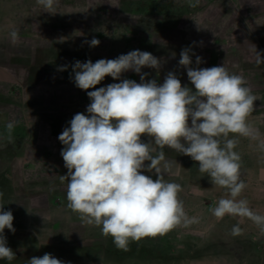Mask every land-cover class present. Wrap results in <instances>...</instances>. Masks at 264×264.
<instances>
[{"label": "rangeland", "instance_id": "1", "mask_svg": "<svg viewBox=\"0 0 264 264\" xmlns=\"http://www.w3.org/2000/svg\"><path fill=\"white\" fill-rule=\"evenodd\" d=\"M14 1L5 0V3ZM149 1L138 0L133 5L124 3L107 8L100 3L93 5L91 0H60L61 5L58 7L62 6L63 10L58 11L62 14L52 15L43 12L42 8H36L32 11L33 19L13 29L23 36L27 32L46 36L56 30L53 19L55 21L59 18L67 23V28L61 30L65 41L53 43L54 48L66 55V59H60L58 54L47 55L48 45L42 40H29V43L23 42V45L18 41L12 45L14 52H19L20 45L29 50L38 49V64L29 72V77L32 81L44 77L42 85L32 87L26 84L23 70H9L8 65H5L7 69L2 71L5 74L16 73L20 84L10 85L0 80V109L12 112L14 125H22V128L9 131L8 121L0 116V203L4 204V210L12 211L15 228L14 233L7 229L4 232L7 245L16 253V259L11 264H26L30 257H40L45 253L52 254L66 264H264V225L247 217L241 219L229 215L217 220L209 208L226 194V190L213 186L210 177L199 172L197 162L167 147H157L153 155L163 153L164 159L158 166L164 179L182 186L179 198L183 201L185 212L189 218L196 217L198 222L187 225L181 222L164 236L131 242L127 251L118 249L112 238L105 237L95 225H90L86 233H83V228L78 223L77 226H72L71 222L84 220L68 208L66 193H60L61 204L56 206L52 204L53 197L49 196L51 193L48 190L43 194L41 191H29L31 185L28 182L31 179L41 173L46 176L54 169L52 164L46 162L39 167L31 163L41 157L58 158L63 145H56L48 153L36 144L35 131L40 124L49 120L47 115L53 113L56 105L48 102L40 111L28 109L24 112L26 117L21 118L14 104L10 103L13 99L12 92L15 97L27 98L37 89L48 100L59 90L64 97L76 94L80 98L85 97L81 104L73 106L76 113H80L86 110L91 101L85 90L75 86L74 74L68 69L77 60L86 62L90 59L95 63L99 59H115L132 50L147 51L162 62L159 72L155 69H142V72L149 73L148 79H157L162 83L166 74L172 71L177 74L182 85L189 87L192 86L186 69L178 64L182 49L191 48L195 53L192 56L193 68L218 66L217 60L212 62V57L210 59V53L219 47L211 48L208 52L211 45L207 44L216 39L230 16L240 15L239 7H235L233 0H199L201 4L197 8L192 7L196 0H156L160 4L154 7H150ZM88 8L92 11H81ZM149 9L152 10L151 13L148 12ZM119 12L130 19L104 22L101 27V18L111 17ZM76 31L84 35L77 36L79 33H74ZM93 37L100 41L96 47H90L88 43ZM224 41L225 37L220 35L218 46ZM196 55L203 59L200 65L195 63ZM227 63H232V59L224 58V62L221 59L219 66H227ZM62 66L68 67L63 71L58 70ZM231 71L229 70L230 73H236ZM251 77L256 80L248 87L257 98L246 119L251 135L234 134L237 139L234 150L241 158L240 179L246 185L238 199L247 200L248 207L255 214L264 215V100L258 94L261 89L258 80L262 78H257L254 74ZM124 78L140 82V75L133 71L124 73L122 79ZM61 81L64 84L73 82L72 87L77 91L73 94L72 88L66 85L59 87ZM118 82L120 81H114L109 76L96 87ZM92 90L95 89L88 91ZM19 101L16 99L14 103L18 104ZM50 109L51 113L48 111ZM141 139L145 143L151 140L147 135ZM148 163L150 161L145 162ZM143 174L156 178L154 172L145 171ZM237 224L242 229V234L233 236L232 228ZM45 241L46 244L40 246ZM157 243H161V246H155ZM0 264L9 262L0 260Z\"/></svg>", "mask_w": 264, "mask_h": 264}, {"label": "clouds", "instance_id": "2", "mask_svg": "<svg viewBox=\"0 0 264 264\" xmlns=\"http://www.w3.org/2000/svg\"><path fill=\"white\" fill-rule=\"evenodd\" d=\"M58 3L36 0L43 12L52 15L62 14L55 7ZM110 5L118 7V0ZM9 40L18 43V33L12 31ZM64 41L61 37L59 42ZM88 43L96 47L100 41L93 37ZM255 52L256 63H264L256 48ZM193 55L191 48H184L178 61L192 87L182 85L172 71L162 83L148 79L149 73L142 69L159 72L162 62L151 52L138 49L115 59L77 60L71 65L75 86L85 90L91 102L87 115L76 113L58 136L64 145L60 155L67 173L61 179L68 181L67 206L88 224L99 227L105 237L110 236L118 249L127 251L131 242L164 236L181 222H198L185 212L179 198L182 186L164 179L158 166L164 155H153L157 147L190 157L213 186L226 190L209 208L217 220L229 215L264 225V215L255 214L247 200L238 199L246 185L240 179V155L234 150L237 139L230 136L251 135L246 119L257 98L244 77L230 73L224 65L191 67ZM195 63H203L202 57L196 55ZM128 71L140 75V82L122 79ZM109 76L120 82L96 87ZM7 127L11 131L13 124ZM144 135L151 140L145 143ZM145 171L154 172L156 178L143 174ZM13 221L12 211L4 210L0 203V260L9 264L16 253L7 245L4 232H15ZM241 234L239 224L233 226L232 235ZM26 264L66 262L45 253L30 257Z\"/></svg>", "mask_w": 264, "mask_h": 264}, {"label": "crops", "instance_id": "3", "mask_svg": "<svg viewBox=\"0 0 264 264\" xmlns=\"http://www.w3.org/2000/svg\"><path fill=\"white\" fill-rule=\"evenodd\" d=\"M198 1L199 0H196L192 4L193 8H197V6L201 4H199V2H202V0H200L199 2ZM113 2L114 0H91V3L93 5H96V3H100L102 6L105 5L107 8L111 6L110 3ZM136 2H138V0H118V6L124 3L133 5ZM233 2L235 7H239L240 15L237 17L230 16L225 21V24L222 30L218 33L219 35L216 37V39L213 38L215 40H211V42L213 41L212 44L211 42L207 44L211 45V47L208 48V52H210L211 48L219 47L217 48L218 50H212L213 53H210V59L212 57V62L217 60V65L219 66L221 63V59L222 62H224V58L232 59V63H227V66L225 64L224 67L228 71L232 70L233 72H236V74L242 75L244 79L246 78L245 80L247 81V86H250L251 84L253 85L254 81L256 80L251 77L253 74L256 75L257 78H264V63H256L255 52L256 48V51L259 52L262 59H264V0H233ZM157 4H160V2H157L156 0L149 1L150 7H154ZM60 5L61 4L59 0V3L55 6L57 10H63L62 6L58 7ZM36 8H41L36 4V0H15L11 3H5V0H0V80L9 83L10 85L20 83H18L16 79V73L9 72V74H5L2 72L3 70L7 69V67L9 70L12 69L13 71H25L26 84L32 85V87L42 85V83H44L43 80H45L44 77H38L39 79H36L35 81H32V79L30 80L29 72L32 71V69L36 66V63L38 64V49L36 50L35 48H32L29 50V48L22 46L23 42L29 43V40H31L32 42H39L42 40L44 42H47V55L58 54L60 59H66L64 58L66 55L53 46V43H55V41L56 43H58L60 41V38L63 36L61 34V30L67 28V23L65 22V20L63 21L59 18L55 19V21L53 19V22H55L56 30H54V33L50 35L47 34L45 36V34H31L29 32H27L24 36L23 34H18L20 44L22 45H20L19 52H14L12 47L13 44L9 40V34L16 28H18V26H20L21 24L28 23L31 18L33 19L32 11ZM89 8L91 9L92 6ZM89 8L81 11L91 12L92 10L90 11ZM107 8L105 9L107 10ZM151 11V9L148 10L149 13H151ZM70 12L72 14V11ZM137 15L140 19V15ZM126 18L130 19V17L125 16L123 12H119L111 17L101 18L99 20L101 22L99 23L102 27V24L104 22H123ZM220 35H223L225 37V41L221 43L220 46H218ZM5 65L8 66L5 67ZM68 69L72 70V68L69 67ZM261 80H258L260 82L259 87L261 88L258 94H260L262 97L261 99L264 100V80ZM41 81L43 82L41 83ZM256 84L258 85L259 83ZM65 85L73 89V94L77 91L72 87V85L74 86V83L71 81L67 84H64L63 81H61L59 87ZM11 97L13 99H11V102H9L11 104H14L16 110L19 111L18 113L21 118L26 117H24V112H26L28 109H35L37 111H40L41 108L48 105V102L54 103L56 105L53 113L50 112L52 109L48 110L51 113L47 115L49 120L40 124V127H38V129L35 131V134L37 135V147L47 150L48 153L52 151L53 147H55L56 145H61L60 141L58 140V136L61 134L65 127L69 126L68 122L76 114L73 106L79 105L83 100H85V97L80 98V96L76 94L71 97H64L60 93V90L56 95H51L50 99L48 100V98H46L45 95L43 97L37 89L34 91L33 95L27 98L26 96H23L22 98L15 97L13 92L11 94ZM16 99L20 100V103L15 104L14 101ZM84 111H81L80 113H84L85 115H87L86 110ZM0 116L2 118H6V120L8 121L7 125L9 123H12V112L1 108ZM12 124L13 128L11 131H14L15 128H22V125H19L20 123H18L17 125H14V123ZM62 147H64V145ZM45 158H37V161L35 163H31V165L34 164L35 166L39 167L42 166L44 162H46L48 164H52L54 169L49 174H46V176L44 173H41L38 174L34 179H31L28 182V184L31 185L29 191L32 193L41 191V193L43 194L46 190H48V192L51 193L49 196L53 197L52 204L57 206L61 204L60 193H66L67 191L68 181L67 179H61L62 175H66L67 169L64 167V161L61 156H58V158ZM56 190L58 192H56ZM77 223L82 226L83 233H86L90 228V224H88L85 220L80 222H71L70 224L72 226H77ZM70 224L69 227L71 228L72 226Z\"/></svg>", "mask_w": 264, "mask_h": 264}, {"label": "trees", "instance_id": "4", "mask_svg": "<svg viewBox=\"0 0 264 264\" xmlns=\"http://www.w3.org/2000/svg\"><path fill=\"white\" fill-rule=\"evenodd\" d=\"M234 134H230V136H233ZM155 246H161V243H157Z\"/></svg>", "mask_w": 264, "mask_h": 264}]
</instances>
